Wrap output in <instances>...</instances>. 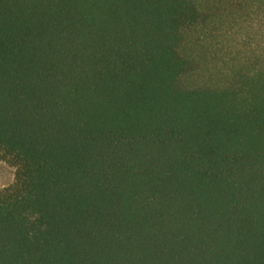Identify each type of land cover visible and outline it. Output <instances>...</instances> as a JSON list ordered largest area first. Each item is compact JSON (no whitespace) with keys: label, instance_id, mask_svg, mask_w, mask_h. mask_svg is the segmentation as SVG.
I'll return each instance as SVG.
<instances>
[{"label":"trees","instance_id":"trees-1","mask_svg":"<svg viewBox=\"0 0 264 264\" xmlns=\"http://www.w3.org/2000/svg\"><path fill=\"white\" fill-rule=\"evenodd\" d=\"M263 38L264 0H0V264H264Z\"/></svg>","mask_w":264,"mask_h":264},{"label":"rangeland","instance_id":"rangeland-1","mask_svg":"<svg viewBox=\"0 0 264 264\" xmlns=\"http://www.w3.org/2000/svg\"><path fill=\"white\" fill-rule=\"evenodd\" d=\"M256 31V30H255ZM259 37L254 35L252 38V45L257 47ZM264 41V38L262 39ZM245 30L235 29L233 34L228 39H221L214 44L206 43L205 50H193V56L197 60L194 72L192 71L189 75L184 78V83L189 84H201L217 81L216 73L219 69L224 70V73L228 71L225 68L223 62L224 53L225 58H230V53L236 51L230 49L231 45L238 44L239 49H246L245 47ZM221 78V76H219ZM16 170L4 161L0 160V190L7 188L15 182Z\"/></svg>","mask_w":264,"mask_h":264}]
</instances>
